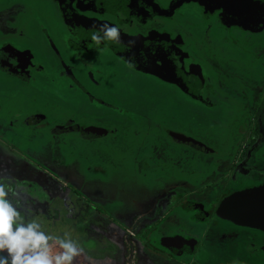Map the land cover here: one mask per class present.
<instances>
[{
    "label": "flooded vegetation",
    "instance_id": "obj_1",
    "mask_svg": "<svg viewBox=\"0 0 264 264\" xmlns=\"http://www.w3.org/2000/svg\"><path fill=\"white\" fill-rule=\"evenodd\" d=\"M232 2L0 0V182L12 189L7 198L23 222H28L29 213L46 211L47 202H56L65 217L72 213L74 221L83 223L78 229H86L89 235L93 229L101 233V241L94 236L83 241L95 239L97 247L111 246L110 256L96 260L106 259L108 264H129L130 259V264H157L156 255L159 264H216L219 254L233 257L237 252L252 258L254 264H264V224L258 219L260 212H253L258 207L253 204L254 193L264 188V111L251 107L246 109L247 117L240 118L242 96L233 101L234 90L217 81L229 68L222 59L211 58L222 54L223 47L238 50L239 40H250L249 36L264 39V30L256 33L241 28L237 5L229 8ZM263 17L264 12L254 25L260 26ZM104 24L116 25L128 37L161 36L165 46L179 53L181 75L196 77L193 94L132 70L104 42H93L89 29L97 31ZM225 57L227 65L230 60ZM131 76L183 96L189 105L205 109L206 117L216 108L212 112L236 104L229 120L233 138L227 153H217L204 139L187 132L153 125L149 116L131 109L135 101L131 107L123 105L126 95L119 86L122 91L130 88L127 79ZM246 80L257 96H264V87ZM130 96L139 95L131 92ZM232 110L227 108L226 115ZM212 119L213 123L204 124L202 118V125L214 129L218 116ZM23 130L25 136L19 134ZM90 130L103 135L85 139L83 133ZM119 132L122 139L127 138L124 135L145 139L141 146L135 141L126 144L137 152L135 162L130 163L143 168L137 173L132 165L118 163L115 170L122 169V174L113 173L109 180L102 164L103 169L88 165L85 172L96 177H86V182L74 162H66L64 150L74 152L75 143H97ZM10 137L40 145L21 150ZM127 157L122 156V161ZM62 171L71 182L63 177L68 184L59 185L50 196L47 191ZM62 194L65 198L59 201ZM110 194L116 196L109 199ZM73 199L82 205L74 207L69 203ZM109 200L118 208L109 212L111 218L91 209ZM124 207L129 209L124 211ZM54 218L50 217L49 225L56 222ZM121 226L118 237L111 236Z\"/></svg>",
    "mask_w": 264,
    "mask_h": 264
},
{
    "label": "rangeland",
    "instance_id": "obj_2",
    "mask_svg": "<svg viewBox=\"0 0 264 264\" xmlns=\"http://www.w3.org/2000/svg\"><path fill=\"white\" fill-rule=\"evenodd\" d=\"M249 37L250 40H245L244 42H240L241 40H239L238 43L240 44H237L238 50L231 52V50L223 47L222 54H216L211 57L215 61H219L222 59L223 65L229 68V71L226 70V72H224L225 74L217 76V81H219V83L222 84L223 87H228L229 90H234L232 92V97L234 98L232 99L233 101L238 98L236 96H242L241 100L238 98V100H240L241 102L240 109H238L240 118L242 115H245L247 117L246 109H249L251 107L254 109V111L256 110L255 107H259V109L264 111V96H257L258 91H255L252 85L246 83V79H249L250 82L255 81L258 86L264 87L261 86L262 82L264 81V45L262 42L264 39H262V36H256L254 37L255 39H253L252 36ZM218 51H222V49L219 47ZM198 54L199 53H197L196 55ZM226 54L227 58L230 60L229 62L227 61V65L224 64V61L226 60ZM200 56L202 57L201 54ZM241 77L244 78V80ZM127 81V85H130V88H123L122 91V87L119 86L120 91L122 93H125L126 95L122 96L121 103L123 105L131 107L130 105L132 104V102L135 101L134 104H132L131 109L134 110L137 108L138 113L140 115L149 116L152 120L153 125L168 126L183 132H187L199 139H204L212 149H215L217 151V153H227L228 146L230 145L229 140L230 138H233L230 137V128L232 127V122H229V120L232 118L233 115H235L236 104H230L229 107H227V105H223L221 106V109H219L218 112H212L215 111L217 109L216 108L211 111L209 117H206L204 113L205 109H203L202 107L198 108L194 105H189V100H186L183 96H174V94L172 95L171 93H168L167 89H165L161 85L157 86L155 83L152 84L150 81H147L141 76H131L127 79ZM162 91L165 92L166 95L163 96ZM131 92H138L139 96H130ZM143 93L145 94L143 95ZM232 100L230 99L231 102H233ZM227 108L233 109L228 116L225 112ZM213 113L215 114V116H218L219 122L216 123L218 126H215V128L213 129L212 126L207 127L205 125H202V118H204V124L213 123ZM256 113L259 112L256 111ZM186 120H188L190 123ZM213 125H215V123ZM119 127L122 126H118V128ZM139 129L144 128L140 127ZM25 132L26 131L23 130V133L19 134H23V136H25L27 133ZM123 137H127L128 139H122V132H119V135L113 137L110 136L106 139L98 141L97 143H75L76 147L74 148L77 149H75L74 152L72 150L70 151V149L64 150V152H68L66 155L68 158L66 162L73 161L76 170L81 176V179H86V182L87 178H92L96 176L87 174L84 170V167L91 165V167L99 169V164H102L103 168L105 170H108L107 177L109 178V180H111V178L113 177V173L122 174V172H120V170L122 171V169L115 170V167L119 166L118 163H120V165L124 163L132 165L130 163L135 162L134 155H136L137 152L132 151L130 147L126 145L127 142L135 141V144L141 146L145 140L143 137H137L135 139L129 135H124ZM9 139L14 142L16 146L21 150H32L34 146L40 145L39 142L23 144V140H17L15 137H10ZM116 141L119 142L116 143ZM235 143L237 142H234V144ZM127 155V159L122 161V156ZM71 164L69 166H73ZM132 166L134 167V170H137L135 171V173L138 172V169H143L139 167L137 168V165ZM181 169L185 170V165H183V163ZM50 170L55 172V169L53 167H51ZM67 174L68 173L66 171H62L59 174V176L57 177L58 181L55 180L57 182H55L56 185H54L52 189L50 188V190L47 191L50 196H53L55 195V193L58 192L59 185L63 187V185L65 186V184H68L65 178H67L71 182V178L66 177ZM175 174L176 173L174 172V176H176ZM182 175H184V172ZM135 177H138V174H135ZM45 179L50 185L51 181L49 177L46 176ZM65 195L66 194H62L58 198L59 201H63ZM115 196V194H110L108 197L109 199H113V197ZM110 201L111 200L107 201L108 203H103L99 206H92L91 209H96V212H101L102 217H104L105 219H109L111 218L109 212L118 210V208L115 206V203ZM69 203H73L72 205L74 207L82 205L81 200L78 199H73V201H69ZM46 206L48 208L44 212L41 210L40 213L38 212L34 215L29 213L28 222L40 223L38 231L43 232L45 235L51 238L48 241L49 256L57 255L60 251H62L56 244L57 239H62L71 240L77 245V255L73 257L72 264H108L110 262L106 259L101 260V262L96 261L99 257L110 256L112 250L111 246L105 245L104 247H97L95 245L96 240L101 241L102 239V236H100L101 233L96 232L97 229H93L94 231L91 230V234L93 235H89L85 232L86 229H78V227H82L83 223H78V221L76 222V220L74 221V218H72L74 215L72 213L66 214L67 217L64 216L65 213L64 211H62L60 204H57L56 202H47ZM55 206H58L57 208L60 210V212ZM128 209V207H124L122 210L127 211ZM30 211L32 210L30 209ZM52 216H56V218H54L56 222L49 225V220ZM182 223L185 225V221H183ZM122 226L120 227V229H114L112 231L111 236L117 238L119 232L122 230ZM90 236L96 237V240L94 239L92 241H83L84 238H88ZM130 242L133 243L132 240H130ZM125 243L127 244L126 241ZM134 256L136 255L133 254V257ZM85 257L91 259L93 258V260H89ZM156 258L158 260H155V263L159 264L161 261L160 256L156 255ZM215 259L217 260L216 264H238V262L235 260H239L242 264L255 263L252 258H247L243 256L241 252H237V255L233 257L219 254L218 256H216ZM132 261L133 260L130 259L128 263L130 264Z\"/></svg>",
    "mask_w": 264,
    "mask_h": 264
},
{
    "label": "water",
    "instance_id": "obj_3",
    "mask_svg": "<svg viewBox=\"0 0 264 264\" xmlns=\"http://www.w3.org/2000/svg\"><path fill=\"white\" fill-rule=\"evenodd\" d=\"M237 5V12L239 16L238 24L241 28L246 31L260 33L264 30V17L259 22L260 26L254 25L258 22L261 17V13L264 12V0H233L229 3V8L233 9ZM235 11V9H234ZM231 13V12H230ZM262 24V26H261ZM95 32L89 29L88 35ZM102 34V31L100 30ZM118 40H101L109 48L113 49L116 55L125 63H131L132 70L149 74L153 77L158 78L164 82H170L182 93L193 94L194 82L196 77L193 75L191 78L181 75L180 68L178 65V59L180 57L177 51L173 52L164 44V39L158 35H149L147 37L134 36L128 37L121 34L119 31ZM186 56L183 55V58ZM163 63L164 68L161 70V64ZM85 139H96L102 136L97 130H90L85 133ZM264 189V188H263ZM261 189L254 193L256 200L254 205H257V209L253 212H260L258 217L259 221H263L264 224V190ZM264 231V225L261 226Z\"/></svg>",
    "mask_w": 264,
    "mask_h": 264
},
{
    "label": "clouds",
    "instance_id": "obj_4",
    "mask_svg": "<svg viewBox=\"0 0 264 264\" xmlns=\"http://www.w3.org/2000/svg\"><path fill=\"white\" fill-rule=\"evenodd\" d=\"M102 29V34L100 33ZM93 32L90 39L97 45L101 40H118L119 29L116 25H101ZM128 67H132L129 63ZM12 189L0 182V264H72L77 255V245L71 240L57 239L60 251L57 255L49 256L51 239L38 231L35 222L25 223L7 198Z\"/></svg>",
    "mask_w": 264,
    "mask_h": 264
},
{
    "label": "snow or ice",
    "instance_id": "obj_5",
    "mask_svg": "<svg viewBox=\"0 0 264 264\" xmlns=\"http://www.w3.org/2000/svg\"><path fill=\"white\" fill-rule=\"evenodd\" d=\"M214 2V0H209V3H213ZM163 68H164V65H163V63L161 64V70H163Z\"/></svg>",
    "mask_w": 264,
    "mask_h": 264
}]
</instances>
